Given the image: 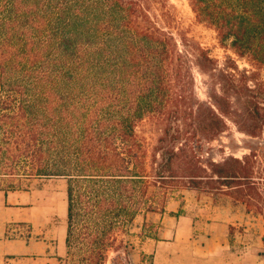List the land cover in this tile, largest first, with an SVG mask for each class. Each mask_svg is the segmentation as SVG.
Listing matches in <instances>:
<instances>
[{
    "label": "trees",
    "instance_id": "1",
    "mask_svg": "<svg viewBox=\"0 0 264 264\" xmlns=\"http://www.w3.org/2000/svg\"><path fill=\"white\" fill-rule=\"evenodd\" d=\"M188 1L252 68L231 56L219 65L182 32L169 0H0V175L66 180V252L79 264H105L110 249L127 260L116 229L153 209L150 188L168 182L264 215V152L199 156L228 121L264 134V0ZM146 121L161 131L152 154Z\"/></svg>",
    "mask_w": 264,
    "mask_h": 264
},
{
    "label": "rangeland",
    "instance_id": "2",
    "mask_svg": "<svg viewBox=\"0 0 264 264\" xmlns=\"http://www.w3.org/2000/svg\"><path fill=\"white\" fill-rule=\"evenodd\" d=\"M174 7L176 20L180 29L189 40L198 42L208 49L211 56L218 60L219 65L231 56L237 60L240 68H252L245 60L238 58L231 50L224 48L218 41L216 32L205 24L196 20L188 0H169ZM264 74V71H261ZM194 88L200 99H207V77L201 74L194 66ZM228 128L213 140H201L199 156L205 160L221 162L229 156L242 157L251 148L264 152V134L261 138L250 137L239 132L235 125L227 122ZM144 136L148 153L152 154L153 147L161 131L154 124L146 121L139 127ZM66 180L63 178H17L11 175H0V187L8 188L11 185L20 189L42 190L50 195L57 204L66 201ZM153 209L147 205L136 214L132 223L124 228L116 229L118 239L129 244L128 261L123 253L114 261L117 253L109 250L105 264H135L130 255L134 249L148 238H158L162 235V221L159 214L178 215L182 212L202 213V217L224 220L228 224V240L231 245L228 258H240L244 264H264V215L247 212V208L234 197L219 192L206 191L203 188L190 186L184 182H168L163 187L150 188L148 194ZM59 202V203H58ZM184 207V208H182ZM53 211V209H52ZM66 216V215H65ZM55 220L52 219L51 224ZM66 221V217H65ZM28 227H29V223ZM29 230V228H27ZM151 243L152 241L149 240ZM138 249V248H137ZM56 264H79L68 255L65 250Z\"/></svg>",
    "mask_w": 264,
    "mask_h": 264
},
{
    "label": "crops",
    "instance_id": "3",
    "mask_svg": "<svg viewBox=\"0 0 264 264\" xmlns=\"http://www.w3.org/2000/svg\"><path fill=\"white\" fill-rule=\"evenodd\" d=\"M65 215L66 201L57 204L40 189L0 187V264H56L65 250ZM159 215L162 235L134 249L135 264H244L228 258L224 220H204L197 212Z\"/></svg>",
    "mask_w": 264,
    "mask_h": 264
}]
</instances>
